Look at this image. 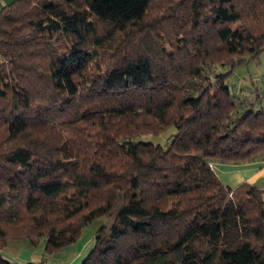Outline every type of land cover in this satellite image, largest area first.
Listing matches in <instances>:
<instances>
[{
  "label": "trees",
  "instance_id": "trees-1",
  "mask_svg": "<svg viewBox=\"0 0 264 264\" xmlns=\"http://www.w3.org/2000/svg\"><path fill=\"white\" fill-rule=\"evenodd\" d=\"M262 51L264 0L1 6L0 248L106 215L80 264H264V186L212 166L264 163V74L227 83Z\"/></svg>",
  "mask_w": 264,
  "mask_h": 264
},
{
  "label": "rangeland",
  "instance_id": "rangeland-1",
  "mask_svg": "<svg viewBox=\"0 0 264 264\" xmlns=\"http://www.w3.org/2000/svg\"><path fill=\"white\" fill-rule=\"evenodd\" d=\"M264 74V51L257 58H252L245 63L235 66L232 74L227 78L230 86L248 85L253 80H259ZM175 133V127L170 126L160 134H147L142 136L146 141L165 145ZM219 163V162H218ZM214 168V164H212ZM107 221L106 215H100L88 222L81 230L76 241L56 252L52 256H46L43 264H80L83 258L92 248L94 232ZM44 238L38 244L32 243L29 239L9 240L0 248V253L11 261L20 264L33 262L40 264L44 253Z\"/></svg>",
  "mask_w": 264,
  "mask_h": 264
},
{
  "label": "crops",
  "instance_id": "crops-1",
  "mask_svg": "<svg viewBox=\"0 0 264 264\" xmlns=\"http://www.w3.org/2000/svg\"><path fill=\"white\" fill-rule=\"evenodd\" d=\"M10 0H0V7ZM214 170L221 181L235 187L246 181L264 186V163H214Z\"/></svg>",
  "mask_w": 264,
  "mask_h": 264
}]
</instances>
